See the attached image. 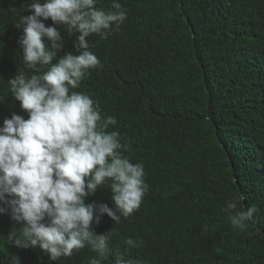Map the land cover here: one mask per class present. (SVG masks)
Segmentation results:
<instances>
[{"label": "trees", "instance_id": "16d2710c", "mask_svg": "<svg viewBox=\"0 0 264 264\" xmlns=\"http://www.w3.org/2000/svg\"><path fill=\"white\" fill-rule=\"evenodd\" d=\"M127 19L107 39L86 38L103 67L90 70L75 91L113 116L122 152L141 163L149 190L119 224L103 216L96 235L109 232V255L143 264H264V0H119ZM29 0H0V126L27 114L7 81L29 75L16 25ZM112 0H98L109 10ZM46 26H53L51 20ZM72 52L77 34L55 25ZM43 70H46L43 69ZM244 194L258 209L243 232L225 205ZM107 184L86 203L112 207ZM9 215H0V264H89L90 248L52 261L38 246H13ZM18 228L19 225H16ZM143 241L129 248L125 239Z\"/></svg>", "mask_w": 264, "mask_h": 264}, {"label": "clouds", "instance_id": "9594fccd", "mask_svg": "<svg viewBox=\"0 0 264 264\" xmlns=\"http://www.w3.org/2000/svg\"><path fill=\"white\" fill-rule=\"evenodd\" d=\"M98 0H29L16 25L18 43L31 75L18 71L9 79L10 93L27 114L13 113L0 126V215L13 227L7 240L15 247H39L52 261L70 258L81 249L97 253L89 264H102L109 255V232L96 235L93 224L103 216L119 224L140 207L149 190L141 163H132L124 151L113 116L102 118L99 101L75 91L90 70L102 68L86 38L107 39L127 19V9L112 0L109 10ZM51 20L53 26H46ZM55 25L77 34L72 52L51 63L64 47ZM46 70H43L45 69ZM107 184L112 207L86 203ZM241 194L225 205L233 229L245 231L258 209L244 207ZM16 225H19L17 228ZM129 248L143 241L125 239ZM19 264L18 258L14 257ZM114 264H143L120 252Z\"/></svg>", "mask_w": 264, "mask_h": 264}]
</instances>
